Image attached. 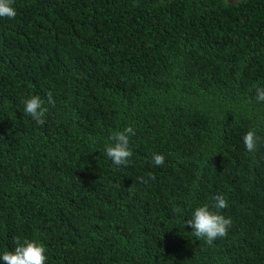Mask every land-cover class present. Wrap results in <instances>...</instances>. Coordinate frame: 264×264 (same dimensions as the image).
Returning a JSON list of instances; mask_svg holds the SVG:
<instances>
[{
	"label": "trees",
	"instance_id": "obj_1",
	"mask_svg": "<svg viewBox=\"0 0 264 264\" xmlns=\"http://www.w3.org/2000/svg\"><path fill=\"white\" fill-rule=\"evenodd\" d=\"M12 6L0 18V254L20 237L44 245L45 264H264V0ZM31 95L49 109L43 125L24 111ZM127 126L133 156L116 166L105 146ZM217 195L232 224L210 246L184 220L216 211Z\"/></svg>",
	"mask_w": 264,
	"mask_h": 264
},
{
	"label": "clouds",
	"instance_id": "obj_2",
	"mask_svg": "<svg viewBox=\"0 0 264 264\" xmlns=\"http://www.w3.org/2000/svg\"><path fill=\"white\" fill-rule=\"evenodd\" d=\"M227 1L235 5L238 0ZM12 4L13 0H0V18L15 17L16 12ZM256 99L264 102V87H256ZM48 104L54 105L51 93L48 94ZM23 106L25 113L38 125L45 123V116L49 109L39 95H31L24 99ZM133 135H135L134 128L127 126L123 130L114 131L109 137L111 143L106 144L105 152L114 165L127 166L129 164L133 156L130 148V136ZM260 140L261 137L254 129H249L243 135L244 146L250 153L257 150ZM151 159L155 165L160 166L163 165L165 158L163 154L153 153ZM214 201L216 211L211 210L208 204H203L195 207L190 219L184 220V225L191 226L193 235L198 239H203L210 246L217 238L225 237L232 224L231 219L226 218L219 211L228 207L225 197L217 195ZM14 244L12 250L0 254L3 264H45V247L42 243L34 239L15 237Z\"/></svg>",
	"mask_w": 264,
	"mask_h": 264
}]
</instances>
